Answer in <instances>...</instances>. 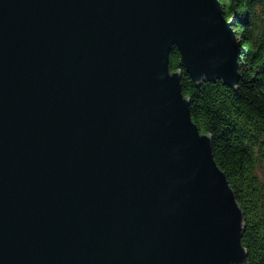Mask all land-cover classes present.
I'll list each match as a JSON object with an SVG mask.
<instances>
[{"label": "water", "instance_id": "1", "mask_svg": "<svg viewBox=\"0 0 264 264\" xmlns=\"http://www.w3.org/2000/svg\"><path fill=\"white\" fill-rule=\"evenodd\" d=\"M174 48L236 87L218 0H0V264H248Z\"/></svg>", "mask_w": 264, "mask_h": 264}, {"label": "trees", "instance_id": "2", "mask_svg": "<svg viewBox=\"0 0 264 264\" xmlns=\"http://www.w3.org/2000/svg\"><path fill=\"white\" fill-rule=\"evenodd\" d=\"M238 41L239 80L195 84L179 66L174 48L171 71L181 70L190 116L211 136L212 154L242 211L241 245L248 264H264V0H218Z\"/></svg>", "mask_w": 264, "mask_h": 264}]
</instances>
